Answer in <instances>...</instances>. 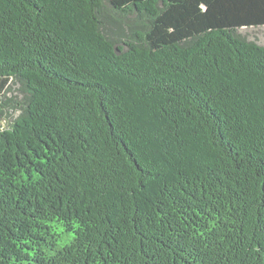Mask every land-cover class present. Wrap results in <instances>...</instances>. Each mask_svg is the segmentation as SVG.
<instances>
[{
  "label": "trees",
  "instance_id": "trees-1",
  "mask_svg": "<svg viewBox=\"0 0 264 264\" xmlns=\"http://www.w3.org/2000/svg\"><path fill=\"white\" fill-rule=\"evenodd\" d=\"M260 27L264 0H0V264H264Z\"/></svg>",
  "mask_w": 264,
  "mask_h": 264
},
{
  "label": "rangeland",
  "instance_id": "rangeland-1",
  "mask_svg": "<svg viewBox=\"0 0 264 264\" xmlns=\"http://www.w3.org/2000/svg\"><path fill=\"white\" fill-rule=\"evenodd\" d=\"M237 35L241 39L247 40L249 42H255L260 46H264V27L240 29L237 31ZM11 113L14 119L18 118L22 114L21 111L15 110L11 111Z\"/></svg>",
  "mask_w": 264,
  "mask_h": 264
}]
</instances>
